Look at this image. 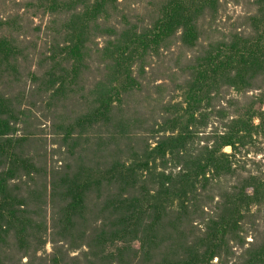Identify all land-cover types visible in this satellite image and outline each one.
<instances>
[{
    "label": "rangeland",
    "instance_id": "374dc122",
    "mask_svg": "<svg viewBox=\"0 0 264 264\" xmlns=\"http://www.w3.org/2000/svg\"><path fill=\"white\" fill-rule=\"evenodd\" d=\"M166 1L171 0H117L86 29L87 50L84 59H79L68 54L71 44L66 43L77 37L78 20L62 15L54 24V18L43 9L44 0H0V35H10L7 37H12L17 51L10 63L12 71L0 64L2 132L13 142L15 158L6 163L0 156L1 174H7L0 185L4 216L0 222L12 229L8 236H0V264H51L58 246L63 247L67 264H119L118 257L126 259L128 252L136 251L133 264H184L192 258L193 254L179 245L165 249L166 243L148 249V256L142 258V234L129 238L133 249L125 252L122 242L110 244L111 224L103 233L106 242L93 239L106 222L117 219L106 206L108 201L116 203L118 195L155 202L162 181L161 163H150L157 172L140 179L146 174L137 168L130 172L135 164L131 150L136 148L143 155L146 147H156L158 140L171 134L163 130L155 135L162 123L176 124L177 132L188 128L193 138L189 154L193 156L200 155L202 148L214 149L230 131L236 133L233 144L217 153L227 155L225 175L212 180L209 168L208 179L199 178L204 190L199 188L193 201L192 210L197 208V212L191 219L196 223L181 226L184 243L194 245L204 231L201 209L211 213L220 196L264 180L263 60L252 74L254 79L244 87L230 86L217 76V84L205 89L192 118L188 113L190 93L206 55L229 58L232 52L244 51L247 44L257 47L261 56L264 0H216L192 17L199 29L195 44L182 42L183 28L168 32L157 46L150 43L147 54H127L119 71L114 69L112 58L107 60L103 52L106 45L120 40L124 29H136L139 34L153 30L163 18ZM181 1L184 5L189 2ZM60 49L63 53L55 55ZM53 55L61 62L56 70L51 68ZM50 72L57 74L49 78ZM178 171L173 170V175ZM135 174L145 184L130 186ZM78 193H82L83 203L72 214L69 206ZM230 201L236 202L234 198ZM174 205L176 210L178 203ZM244 206L237 216L241 232L223 241L227 246L222 258H214L210 264H243V252L256 240L264 242V202ZM176 213L167 214L169 222L175 220ZM238 238L245 248L236 246ZM52 239L62 243L54 246ZM44 240L47 243L42 247ZM90 243H94L92 251L80 247Z\"/></svg>",
    "mask_w": 264,
    "mask_h": 264
},
{
    "label": "trees",
    "instance_id": "16d2710c",
    "mask_svg": "<svg viewBox=\"0 0 264 264\" xmlns=\"http://www.w3.org/2000/svg\"><path fill=\"white\" fill-rule=\"evenodd\" d=\"M116 2L117 0H44L45 5L43 9L54 18V24L57 22L58 17L62 15L71 16L73 21H79L77 37H72V39L66 41L67 44H71L69 48H67L70 53H67L77 55L79 59H84L83 54L84 51L87 50V38L85 37V33H87L88 30L86 29H88L90 25L96 24L97 20L107 12V7ZM215 2L216 0H189V2L184 5V2L181 0L166 1L167 6H165V10H163V18L155 23V30L153 29L145 34H139L136 29L130 31L124 29L121 39L110 42L109 45H106L103 52L107 55V60L112 58V62L115 66L114 69L119 71L122 67V60L127 54L130 56L133 55V53L139 54L140 52L147 54L150 50V43L157 46L158 43L163 41V38L168 35V32L183 28L184 33L182 34V42L187 45L190 42L189 44L193 45L195 44L194 42L197 41L194 39V36L199 33V29H195L197 25L192 17L197 15V13L205 12L207 8H210L211 4L213 5ZM7 24H5V26H7ZM7 36L6 34L0 35V64L8 66L12 71L10 63L11 60L15 59L17 51L16 46L13 45L14 40H12V37ZM115 44H117V46H115ZM243 47L244 51L238 53L232 52V56L229 58L226 56L212 57L211 53L206 55L203 60L205 61L204 66H200L198 69L199 76L195 78V88L192 89L190 93L188 113L191 118L202 102L200 97L203 98L205 89L211 84H217V76H222L226 80V83L228 82L230 86L233 85L236 87H244L246 85L245 82L254 79L252 74L257 70L256 67L259 65V62L262 60L264 61V50H262L263 52L259 57L260 50L257 49V47L256 49L254 47L249 48L247 44ZM62 53L63 50L60 49L55 55H61ZM55 55H53L54 57L51 59V61L54 62L53 64L51 63L52 70H56V67H60L61 65L60 61H55ZM50 74L49 78H53L57 72H50ZM3 114L4 111L0 110V156L4 158L6 163L8 160L14 162V152L12 151L13 142L5 138L2 132V128L4 129V121L1 119V116ZM162 125L169 127L162 129L163 127H160ZM176 126V124L170 122L159 125L158 131L154 132L155 135L160 134L163 130L166 134L169 131L171 134L168 136L164 135L158 140V142H156V147H146L145 152L143 151V155H140L136 148L132 147L131 150L133 153L131 159L135 161V164L131 165L130 172H134L135 168H137L140 174H146V176H141L140 179L153 176L158 168L161 170L160 175L162 176V181L159 186V194L153 197L155 202L148 204V200L144 202V200L138 197L127 198L123 196V194L118 195L119 200H117L116 203L115 201H108L106 206L111 208L112 214L115 213L118 215L117 219H115L114 222H106L101 229V234L97 233L93 239H95V242H106L107 239H105L103 233L111 224L113 231L111 230L110 233V244L114 245L116 242H122L125 252L129 250L132 251L133 249V241L131 242L129 238H137L135 237L137 234H142V251L139 253L142 255V258L148 256V249H152L155 245L161 247L166 243V246H164L165 249H173L174 245H179L185 250H189V254H193V257L185 261L184 264H210L214 258H222L221 252L223 248L227 246V243L224 242L223 244V241L227 237L237 236L241 232L242 224L237 216L241 215V207L243 204H245L244 208H248L252 204L260 206L264 202V180H257L244 187L241 186L242 188H235L225 197H223V195L220 196L215 207L217 211L205 213V210L201 209L202 215L204 216L201 218L203 219L204 231L198 236L194 245L190 246L184 243L183 240H181L183 236L181 226L183 224L189 225L190 222L194 220L191 219V215L197 212V208L192 210L195 206L193 201L196 199L199 188H204L202 184L201 187H199V178L206 181L208 179L206 173L209 168L211 169L212 180H220V178L225 175V170L228 165L226 159L227 155H217V153L220 152L222 147L231 146L233 144L232 140L236 136V133L230 131L229 135H225L222 138V143H216L214 149L211 148L209 151L208 148H202L200 155L193 156L189 154L192 146L189 144H191L193 138L191 139L188 128H181L182 130L177 132ZM202 151H205V157H203ZM201 157H203V159H201ZM203 160L205 163H203ZM157 162L161 163L159 166L157 165L158 168H156V166H152V168L149 167L150 163L156 164ZM177 168L179 171L176 173V176H174L172 171ZM167 170L170 172L166 175ZM8 173L11 172L9 171ZM6 175V173L1 174L0 171V185H2L1 180H5ZM133 177L134 182L130 184V186H134L135 188L138 182L140 184H145L142 181H138L137 174L133 175ZM142 189V187L139 188L140 191ZM146 193V195H149L148 191H146ZM81 194L82 193H78V196H76L75 200H72L69 206L72 209V214H76L78 206L83 203L84 197H81ZM232 198L236 200L234 204H231L230 199ZM175 202H177L179 206L176 210L174 209ZM171 211H177V215L175 220L169 222L167 214ZM0 216V220L2 221L4 219L2 208H0ZM194 222L195 221H193V223ZM32 224L33 223H31V226ZM166 225L170 227V229H168ZM8 226V224L4 225L0 222V236L2 234L8 236L12 230L11 227ZM31 229H34V227ZM166 230L171 231L173 235L170 236L165 234ZM83 237V239H85V236ZM149 237L152 238V240H149ZM176 240L181 243H178ZM235 240L238 248H245V243H242L241 238ZM46 243L47 241H42L41 246L43 247ZM60 243H62V240L57 239H52L51 242L54 246H58ZM94 243L81 245L80 247L83 248L86 246L89 249L88 251H92V244ZM69 246L73 247L72 243L69 244ZM128 253L129 254L125 257L126 259H120L118 257L117 263L133 264V257L137 255V251L135 253ZM243 254V264H264V242L260 243L256 240L251 247L243 252ZM52 255V259L50 260L51 264H67L65 263L63 247L58 246L57 249L54 247Z\"/></svg>",
    "mask_w": 264,
    "mask_h": 264
},
{
    "label": "snow or ice",
    "instance_id": "6c2138e0",
    "mask_svg": "<svg viewBox=\"0 0 264 264\" xmlns=\"http://www.w3.org/2000/svg\"><path fill=\"white\" fill-rule=\"evenodd\" d=\"M226 151H227V149H226Z\"/></svg>",
    "mask_w": 264,
    "mask_h": 264
}]
</instances>
